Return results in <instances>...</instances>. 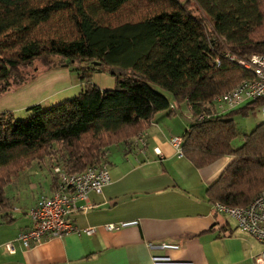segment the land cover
I'll return each instance as SVG.
<instances>
[{
    "label": "trees",
    "instance_id": "16d2710c",
    "mask_svg": "<svg viewBox=\"0 0 264 264\" xmlns=\"http://www.w3.org/2000/svg\"><path fill=\"white\" fill-rule=\"evenodd\" d=\"M254 53L264 56V0H0V95L61 66L82 83L76 96L31 105L23 118L0 112V218L12 220L6 187L33 162L70 172L105 163L110 145L181 104L192 118L183 156L196 167L232 158L207 201L246 205L264 189V121L233 148V118L264 97L225 111L213 98L253 77L236 60ZM94 72L114 86L99 88Z\"/></svg>",
    "mask_w": 264,
    "mask_h": 264
},
{
    "label": "crops",
    "instance_id": "0c3cea01",
    "mask_svg": "<svg viewBox=\"0 0 264 264\" xmlns=\"http://www.w3.org/2000/svg\"><path fill=\"white\" fill-rule=\"evenodd\" d=\"M92 82L111 89L115 79L94 72ZM81 88L76 74L61 66L1 94L0 112L25 113L34 104L48 108L76 96ZM191 121L189 108L175 105L172 110L157 112L138 132H145L144 147L132 143L137 133L107 148L105 164L111 182L101 193L89 192L86 199L76 200L77 209L69 215L79 228L94 227L91 235L68 233L29 248L16 244L15 252L9 253L4 243L30 226L26 210L39 196L50 195L56 188L52 170L40 161L47 174L43 173L38 194L22 206L12 203L11 221L0 218V264H153V255L191 264H250L262 250L261 242L206 199V188L232 158L223 156L196 167L177 156L170 143V137L182 136ZM123 221L137 223L115 230L103 226ZM162 243L177 248L149 247Z\"/></svg>",
    "mask_w": 264,
    "mask_h": 264
},
{
    "label": "built area",
    "instance_id": "2783aa9c",
    "mask_svg": "<svg viewBox=\"0 0 264 264\" xmlns=\"http://www.w3.org/2000/svg\"><path fill=\"white\" fill-rule=\"evenodd\" d=\"M232 60L234 57L229 55ZM237 63L252 72L253 77L241 80L231 89L217 94L213 98L215 108L225 111L236 108L248 100L264 97V56L251 54L248 59H237ZM218 63V60H216ZM261 116L264 119V104L260 106ZM198 115L196 119H202ZM170 143L174 147L177 156H183L181 150L182 137L171 136ZM132 143L144 147L146 145L145 132L138 133ZM158 153L159 151L156 150ZM56 188L50 195L39 196L35 203L26 210L30 219V226L16 233L12 240L4 243L6 251L14 253L16 244L29 248L40 244L49 238H61L68 233H85L91 235L94 227L79 228L73 224L69 215L77 209L76 200L86 199L89 192L101 193L104 186L111 182V176L105 163L89 165L81 172H70L60 165L52 167ZM217 212L232 217L242 231L255 237L262 244V250L255 255L250 264H264V189L244 206H229L220 202L213 203ZM136 221H123L106 223L104 228L115 230L128 225L136 224ZM176 249L177 245L162 243L149 247ZM153 264H191L190 262L175 261L169 256L153 255Z\"/></svg>",
    "mask_w": 264,
    "mask_h": 264
},
{
    "label": "rangeland",
    "instance_id": "374dc122",
    "mask_svg": "<svg viewBox=\"0 0 264 264\" xmlns=\"http://www.w3.org/2000/svg\"><path fill=\"white\" fill-rule=\"evenodd\" d=\"M155 88L168 94V92L159 87L155 86ZM24 116V112L14 114L15 118H23ZM233 120L237 129V133L231 141V146L233 148L238 147L242 143L244 133H248L252 130L258 122L264 121L261 116L260 108L250 110L246 115H235ZM42 162H33L34 164L32 163L31 166L26 168L17 180L14 179L7 185L6 192L12 198V203L16 204V206L25 204L24 202L36 196L42 188L41 186L44 180L43 173L45 175L47 174V167Z\"/></svg>",
    "mask_w": 264,
    "mask_h": 264
}]
</instances>
